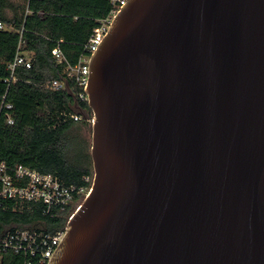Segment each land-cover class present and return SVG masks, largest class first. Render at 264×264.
Returning a JSON list of instances; mask_svg holds the SVG:
<instances>
[{"label": "water", "instance_id": "95a60500", "mask_svg": "<svg viewBox=\"0 0 264 264\" xmlns=\"http://www.w3.org/2000/svg\"><path fill=\"white\" fill-rule=\"evenodd\" d=\"M89 65L94 180L50 264H264V0H127Z\"/></svg>", "mask_w": 264, "mask_h": 264}, {"label": "trees", "instance_id": "16d2710c", "mask_svg": "<svg viewBox=\"0 0 264 264\" xmlns=\"http://www.w3.org/2000/svg\"><path fill=\"white\" fill-rule=\"evenodd\" d=\"M110 0H0V157L9 164L23 163L42 171L57 173L65 182H80L93 174L90 141L84 131L91 121L71 116L77 109L92 112L84 91L68 77L66 62L53 53L60 47L71 64L85 52L98 19L112 8ZM11 11V13L8 12ZM32 57L30 68L18 66L11 75L18 46ZM66 79L68 88H46L49 79ZM13 103L12 109L2 104ZM15 118L7 123L8 113ZM65 222L40 211H3L0 209V235L7 228L25 227L54 231ZM25 258L5 253L0 264H24Z\"/></svg>", "mask_w": 264, "mask_h": 264}, {"label": "built area", "instance_id": "2783aa9c", "mask_svg": "<svg viewBox=\"0 0 264 264\" xmlns=\"http://www.w3.org/2000/svg\"><path fill=\"white\" fill-rule=\"evenodd\" d=\"M112 8L103 18L98 19L90 38L85 44V52L80 56L76 64H71L65 57L60 47H56L53 53L58 62H66L68 77L75 79L84 91L79 93L82 99L88 100L85 90L88 85L90 59L105 36L114 18L127 0H110ZM4 23L0 20V28ZM18 66L30 68L32 57L21 50L20 45L12 63L9 64L11 75L6 81L15 80L14 72ZM46 88L64 90L68 88L66 79H49L44 83ZM3 106L13 108V103L6 101L3 96ZM75 119L81 115L76 112L71 114ZM92 120V119H91ZM12 113L7 115V123L14 124ZM93 174H84L81 181L76 183L65 182L57 173L42 171L38 168L23 163L9 164L0 157V209L3 211H40L42 215L51 218L63 217L64 224L58 229H31L25 227L7 228L0 235V261L5 253L13 252L25 258L24 264H50L59 244L67 233V223L74 212L82 205L83 201L92 189Z\"/></svg>", "mask_w": 264, "mask_h": 264}, {"label": "rangeland", "instance_id": "374dc122", "mask_svg": "<svg viewBox=\"0 0 264 264\" xmlns=\"http://www.w3.org/2000/svg\"><path fill=\"white\" fill-rule=\"evenodd\" d=\"M13 1L16 3L19 0H13ZM8 12L11 13L10 10H8ZM77 112L81 115L82 119H84L86 121H91L92 115H93L92 112H88L87 110L80 109V108L77 109ZM84 133H85L87 139L90 141V145H91V141H92V123L88 124L86 126Z\"/></svg>", "mask_w": 264, "mask_h": 264}, {"label": "bare ground", "instance_id": "6f19581e", "mask_svg": "<svg viewBox=\"0 0 264 264\" xmlns=\"http://www.w3.org/2000/svg\"><path fill=\"white\" fill-rule=\"evenodd\" d=\"M94 172V171H93Z\"/></svg>", "mask_w": 264, "mask_h": 264}]
</instances>
